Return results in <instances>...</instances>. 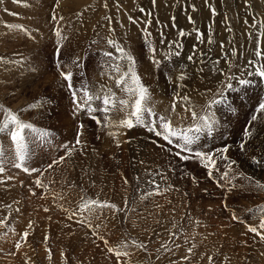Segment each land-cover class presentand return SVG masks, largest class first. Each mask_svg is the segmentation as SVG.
Here are the masks:
<instances>
[{"label": "snow or ice", "instance_id": "obj_1", "mask_svg": "<svg viewBox=\"0 0 264 264\" xmlns=\"http://www.w3.org/2000/svg\"><path fill=\"white\" fill-rule=\"evenodd\" d=\"M18 2L19 0H13V3ZM184 2L192 13L198 11L194 2L188 3V0ZM113 3L116 9L115 20L112 15H101L100 20L105 23L99 21L97 23L100 28L105 29V34L101 36L97 33V38L90 40L87 50L82 53L71 50L66 54L63 52L68 46L67 42L70 41V35L66 34V30L71 28L72 24L70 21H65L64 16L58 15L61 0H54L49 17L50 41L53 43V49L47 60H41L38 56L29 58L19 53L12 57L0 56V67H3L4 72L8 74L4 79L13 81V87L20 84L22 88L33 85L37 89L43 88V91L34 95L32 102H26L23 108L13 109L6 103L0 102V186H5V190L15 188V184H8L9 181L17 179L10 173L12 169L32 177L30 185L27 186L28 197L47 200L49 195H52L55 207L64 215L66 223L63 227L68 229L71 224H75L78 229H86L85 237L91 238L94 247L100 248L97 241L102 242L101 251L110 264H159L165 254L168 257V264H232L227 254L222 255V246L215 247V251L207 248L200 250V245L213 233L207 231L206 235L199 233L196 229L201 223L190 213L182 212L181 220L187 219L192 225L191 231H188L183 224H178L175 220V206L170 209L173 214L170 226L164 228L167 239L158 242L154 250L150 247L151 238L154 236L157 241L160 238V232L155 228L149 231L151 225H148L142 229L146 239L133 236L129 231V222L131 228L136 229L140 227L138 221L146 219L138 211L137 205L150 200L153 201L152 207L156 211L149 212L148 215L154 219L158 227H164V220L159 217L166 214L163 212V206L155 202V198L164 196L166 199L167 193L179 192L175 182H169L167 176V173L176 171L171 163L165 170L160 167L152 168L144 160H139V165L144 169L143 173L137 172L133 177L135 186L132 197L130 199L125 195L122 203L101 200L98 196L91 197L82 184L67 183L66 185L69 192H77L75 200L68 198L67 194L53 192L50 187L53 181L47 174L51 170H58L66 163L72 164L75 168L76 165L73 164L75 156L88 158L90 155H96L103 159L97 148H91L89 153L90 145L84 138L87 129L83 117L86 116L90 122H94L97 131L110 138V151L113 147L119 150L122 144H130L131 138L127 137L126 133L135 127H140L151 134V137L158 138L150 139V142L174 159L198 164L201 169L200 175L222 191L225 199L221 200L220 204L224 212L229 213L230 221L243 225L244 232L241 236L252 234L254 242L255 238H258L259 242L264 243V203L246 207L244 217L237 215L238 209L229 208L226 203L229 195H234L237 189L264 194V182L252 175H246L237 166L238 162L247 163L264 171V94L257 92L255 96L249 95L253 85L264 91V13L261 14L262 21L257 24L255 14L249 11L251 8L249 0H242L247 15L252 18L251 25L247 19L244 21L249 27L247 53L242 47L233 46L231 41L225 47L222 40L219 45L220 58L209 61L211 67H208L203 59H198L196 45H193V54L182 55V38L192 33L177 28L175 23L171 25L176 29L172 39H166L165 33L161 31L159 43L167 47L166 51L158 53L149 29L151 21L148 17L152 13L146 11L144 7L137 8L139 13L144 14L145 19L142 23L139 17L134 18L127 11L123 12L128 24L139 28L143 37V44L138 52L126 46L127 38L122 43L116 36L115 28V25L124 28L121 5L118 0H113ZM202 3L211 17L217 15V10L210 0H202ZM100 6L105 12L109 10L107 0H104ZM150 6L156 9L157 0H151ZM172 7H178V4ZM185 15L188 24L193 26L195 40L201 41L202 33L199 28L194 27V17L188 15L187 11ZM74 17L82 19L81 12H75ZM171 19L175 21L174 16ZM156 23L163 27L158 19ZM224 23L225 31L231 33L233 30L227 26V17L224 18ZM80 26L83 27L82 24ZM4 27L22 34L28 40L34 38L33 31L22 24H5ZM95 28L96 25H93L94 30ZM207 41L211 48L214 43L211 30ZM93 50L98 52L99 60H95L90 54ZM145 55L157 72H162L163 79L171 88L170 103L159 113L153 102V91L142 83L137 71L138 58ZM199 55L203 57L204 53L200 52ZM245 55L248 57L246 62L237 64L236 61L243 60ZM50 70L52 74L46 86L42 80ZM208 73L215 81L214 86L204 87L203 92L190 88L189 81L195 76H200L203 82ZM90 77L91 82H89ZM116 90H119L120 95H117ZM193 94L197 97L195 101L192 98ZM65 100L71 105L74 124V138L71 140L56 141L53 133L45 127H38L34 122L21 118V113L33 110L43 116L45 108L51 110L61 107ZM246 101H251L247 112L244 111ZM178 108L181 111H178ZM114 112L120 113L118 119L113 118ZM77 117L80 119H76ZM233 119L240 128L236 138L229 142L225 125L231 124ZM122 137L124 138L121 139ZM96 140L100 141L101 136L97 135ZM159 141H163V144ZM113 156L115 152L108 158L112 159ZM181 175L189 176V173L182 171ZM95 176V169L91 163L86 167L81 166V180L90 181L91 188L96 187ZM120 177L126 189L129 180L123 173H120ZM190 179L194 185L199 183L195 174H192ZM238 180L242 183H237ZM19 183L25 186L24 180H20ZM37 190H41L39 196ZM203 191L207 192L208 189L204 188ZM186 198L187 192L184 193L182 200L183 208L189 207ZM261 198L264 199V196ZM60 200H64L65 203H59ZM167 203L171 204V201L168 200ZM13 204L17 207L13 208ZM39 207L45 214L42 219L51 221L50 212L53 209L50 206ZM0 209L7 213L0 215V230H3L0 231V236L7 239L11 245L6 252L0 248V252L6 257L22 258L21 264H30L31 258L25 249L31 248L28 243L32 235L30 230L34 229L36 224L29 218L23 230L17 232L13 226L15 221L9 223L13 213L23 215L20 199H13L12 203L0 201ZM208 211L212 212V208L209 207ZM133 216L135 218L130 219ZM121 223L123 231L120 236L110 241L112 229L109 228V224L115 228ZM8 233H11L15 239H8ZM72 235V231L67 232L69 239ZM49 239L48 231L45 229L43 252L45 259L52 264L53 251ZM240 243L245 244L243 240ZM260 255L264 257V250ZM243 259L241 257V260ZM57 264H84V260L76 258L74 261H69L67 251L61 248Z\"/></svg>", "mask_w": 264, "mask_h": 264}, {"label": "rangeland", "instance_id": "obj_2", "mask_svg": "<svg viewBox=\"0 0 264 264\" xmlns=\"http://www.w3.org/2000/svg\"><path fill=\"white\" fill-rule=\"evenodd\" d=\"M103 2L104 0H61V7L58 9V15L64 16L65 21H70L72 24V27L66 30V34L70 35V41L67 42L68 46L63 49L65 54L69 50L82 53L87 50L88 42L97 38V33L101 36L105 34V29L100 28L97 22L105 23L100 20L101 15L105 14L112 15L113 20H115L116 9L113 0H107L109 10L105 12L100 6ZM118 2L121 5V16L124 28L121 29L119 25H115L116 36L122 43L125 38H127L128 44L126 46L136 49L137 52L143 44V37L140 35L139 28L135 25L128 24L127 18L123 17V12L127 11L128 14L132 15L134 18L139 17L142 23L145 17L143 13L137 11L138 7H144L146 11L152 13V15L148 17L151 21L149 23V29L152 32V40L158 53L166 51L167 47L159 43L161 31L165 33L166 39H172L176 34V29L171 27L173 23L176 24L177 28H185L184 30L186 32L192 33L182 38V55L187 56L193 54L192 48L193 45H196V55L198 59H203L205 63L208 64V67H211L209 61L220 58L219 45L221 40H223L224 43L226 42L225 47H227L228 42L231 41L233 46L238 48L242 47L245 53H247L249 48L247 37L249 27L244 25V21L247 19L250 23L249 25H251L252 18L247 15L242 0H214L218 8L215 7L213 0H210V3L217 10V15L208 21H205L202 15L201 17L199 16L201 14L200 10L202 9L199 5V0H188V3L194 2L196 4L198 9L196 13H192L191 9L187 8V4L184 0H157L156 9L151 8V0H118ZM53 3L54 0H19L18 3H13V0H0V56L12 57L14 54L19 53L27 55L29 58L38 56L39 59L46 61L53 49L49 31V17L51 15ZM249 3L251 5L249 11L255 14L257 24H259L262 21L261 14L264 13V4L260 0H249ZM25 4L28 6L25 7ZM177 4L178 7H172V5ZM261 7H263V9ZM77 11L81 12L82 19L74 17ZM185 11H187L188 15L194 17V27L201 30V41L195 40L193 26H189ZM173 16L175 17V21L171 19ZM225 17L228 18L227 26L231 27L233 30L231 33L225 31ZM157 19L163 27L157 25ZM200 19H202V21ZM216 22L218 23L215 28ZM5 24H22L33 31L34 38L28 40L26 37H23L22 34L9 31L4 27ZM81 24L83 27L80 26ZM93 25H96L95 30L93 29ZM209 30H211L212 39L214 41L211 48H209L207 41ZM233 40L235 41L233 42ZM200 52L204 53L203 57H200ZM90 54L95 60H99V55L96 50H93ZM247 58V55H245L243 60L238 59L236 63L242 64L246 62ZM222 67L226 66L222 65ZM137 71L138 75L141 77L142 83L153 91V102L156 111L158 113L163 111L164 107L170 103L171 88L167 86L163 79L162 72H157L155 66L147 60L146 55L138 58ZM192 71L194 72L195 69L193 68ZM51 74L52 71L50 70L48 74L43 77L42 83L44 85H48ZM7 75L3 67H0V102L6 103L13 109L25 107L26 102H32L33 96L43 91V88L37 89L35 85L22 88L20 84H17L16 87H13V81H6L4 79ZM209 76L210 77L206 75L203 82L200 76H195L189 81L190 88H195L203 92L204 87L214 86L215 81L212 80L211 74ZM19 79L17 75V80ZM97 79H99V74H97ZM89 82H91V77L89 78ZM116 92L117 95H120L119 90H116ZM257 92L264 94V91L253 85L249 95L255 96ZM192 98L194 101L197 99L195 94H193ZM250 106L251 101H246L244 111L247 112ZM70 109L71 105L65 100L61 107H56L51 110L45 108L43 116L38 115L37 112L33 110L21 113V118L34 122L38 127H45L53 133L56 141H63L65 139L71 140L74 138V124ZM177 110L181 111L179 108ZM112 116L118 119L120 113L114 112ZM76 119H80V117ZM241 119H243V116H241ZM83 122L87 129L84 133V138L90 145L89 153H91V148H97L103 155V159L96 155H90L88 158L77 155L73 160V164L76 165L75 168H73L72 164L66 163L58 170H51L47 175L53 181V184L50 185L53 192L67 194L68 198L75 200L77 199V192H69L66 185L67 183H76L82 184L87 189V194L91 197L95 198L98 196L101 200L107 199L112 202L122 203L125 195L130 199L132 197L133 188L135 186L133 177L137 172L143 173L144 169L143 166L139 165V160H144L146 164L152 168L160 167L165 170L169 163H171L172 166L176 168V171L175 173H167V176L169 182H175V187L179 189V192L173 191L167 193L166 199L164 196L155 198V202L163 206V212L166 214L159 217L164 220V227H158L154 219L148 215L149 212L154 213L156 211L152 207L153 201L150 200L147 203L137 205L138 211L142 213L146 219L138 221L140 227L136 229H132L131 223L129 222L128 229L131 234L141 239H146L147 237L143 234L142 229L145 226L151 225L149 231L155 228L157 232H160L159 241H157V238L154 236L151 238L152 243L150 247L154 250L158 246V242L167 239L164 228L170 226L173 219V214L170 209L175 206V220L178 224H183L188 231H191L192 225L189 224L187 219L181 220L182 212L190 213L194 219H198L201 223V226L196 229L199 233L205 235L206 231L213 233V235L209 236L200 245L201 251L206 248L215 251V247L222 246V255L227 254L231 258L232 264H264V257L260 255V252L264 250V243L259 242L258 238H255L254 242L252 234L241 236V233L244 232L243 225L230 221L229 213L224 212L223 206L220 204V201L225 199L222 191L215 188L205 177L200 175L201 169L198 164L192 161L180 162L174 159L171 155L165 153L161 148L154 146L150 142V139L158 138L151 137V134L140 127H135L126 133V136L131 138L130 144H122L119 150L113 147L110 151V138L97 131L95 123L90 122L86 116L83 117ZM225 128L227 129L226 135L229 136L230 142L231 139L236 138L240 125L233 119L231 124L225 125ZM97 135L101 136L100 141L96 140ZM123 138L124 137L121 139ZM216 142L218 143V141ZM159 143L163 144V141H159ZM113 152H115V156L109 159L108 157L112 156ZM233 152H235V149H233ZM89 163L92 164L96 173L95 188L89 187L90 181L81 180V166L86 167ZM237 166L240 167V170L246 175H252L260 179L261 182H264V171L254 168V166H249L247 163L240 164L238 162ZM182 171L188 172L189 176H182ZM10 173L17 177V181H9L8 184H15L16 186L14 189L7 188V190H5V186H0V201L12 203L13 199L21 200L23 215L19 216L13 213L9 219V223L15 221L13 226L17 232L23 230L29 218L36 224V227L30 230L32 235L28 243L31 245V248L25 249L27 255L31 258L30 264H49L43 252V233L45 229L48 231L50 237L49 245L53 251L52 264H57L58 253L61 248L67 251L69 261L81 258L84 260V264H110L101 251L103 247L102 242L97 241V244H100V248L94 247L91 243V238L85 237L86 229H78L75 224H71V227L68 229L63 227V224L66 223V221H64V215L55 207L52 195H49L47 200H40L35 197L29 198L27 186L30 185L32 177H27L25 174L15 169L10 170ZM120 173H123L129 180V186L126 189L122 184ZM192 174L197 176L199 180L198 184L194 185L191 183L190 177ZM20 180L25 181V186L20 185ZM237 183H242V181L238 180ZM204 188H207L208 191L204 192ZM40 191L41 190H37V196H39ZM185 192H187L186 199L189 205L187 208H183L182 206ZM262 196L264 195L250 193L244 189H237L234 195H229L226 203L229 208L238 209L237 215L244 217L246 215L244 211L246 207H254L260 203H264V199L261 198ZM168 200L171 201V204L167 203ZM58 202L65 203L64 200ZM41 205L50 206L53 209L50 212L52 217L51 221L42 219L45 214L40 210L39 206ZM13 207L15 208L17 205L13 204ZM209 207L212 208V212L208 211ZM3 214L7 213L3 209H0V215ZM134 218L133 216L130 219ZM121 222L123 223L122 216ZM122 223L115 228L109 224V228L112 229L110 241L120 236L123 231ZM68 231L73 232L70 239L67 237ZM8 239H15V237H13L11 233H8ZM197 239H199V237H197ZM241 240L245 242L244 245L240 243ZM10 247L11 245L8 243V240L0 236V248L6 252ZM222 255L220 258H222ZM241 257L244 259L241 260ZM21 259L22 258L6 257L0 252V264H21ZM159 264H168V257L166 254L161 257Z\"/></svg>", "mask_w": 264, "mask_h": 264}, {"label": "bare ground", "instance_id": "obj_3", "mask_svg": "<svg viewBox=\"0 0 264 264\" xmlns=\"http://www.w3.org/2000/svg\"><path fill=\"white\" fill-rule=\"evenodd\" d=\"M194 1V0H193ZM260 1H262V3L264 4V0H260ZM84 2V1H83ZM175 2V1H174ZM100 3V2H99ZM164 3V2H163ZM213 3H214V5H215V7L216 8H218V5L214 2V0H213ZM65 4V3H64ZM169 5V4H168ZM199 5L202 7V9L200 10V17H201V15H202V17L204 18V20L205 21H208V20H210L212 17H211V14L208 12V10H207V8L203 5V3H202V0H199ZM163 8V7H162ZM262 9H263V7H261ZM222 11V10H221ZM90 12V11H89ZM122 13V12H121ZM219 14V13H218ZM122 15V14H121ZM197 15V14H196ZM95 16V15H94ZM197 18H199V17H197ZM218 19V18H217ZM201 21H202V19H200ZM197 22V21H196ZM241 22V21H240ZM217 23L218 22H216V24H215V28L217 27L216 25H217ZM250 24V23H249ZM245 25V24H244ZM190 26V25H189ZM241 26V25H240ZM246 27V26H245ZM185 29V28H184ZM239 30V29H238ZM243 31H245V30H243ZM219 33V32H218ZM241 33V32H240ZM245 33V32H244ZM217 35V34H216ZM218 37H219V35H218ZM234 38V37H233ZM245 38H247V37H245ZM220 39V38H219ZM222 41V40H221ZM235 40H233V42H234ZM218 43V42H217ZM226 43V42H225ZM239 44V43H238ZM187 49V48H186ZM220 50V49H219ZM208 75V77H210L209 75L210 74H207ZM207 84V83H206ZM255 168V167H254ZM65 174V173H64ZM17 181V180H16ZM16 186V185H15ZM264 195V194H263ZM260 198V197H259ZM257 202V201H256ZM259 202V201H258ZM207 203V202H206ZM251 204V203H250ZM53 205V204H52ZM214 206V205H213ZM14 208V207H13ZM23 212V211H22ZM32 214V213H31ZM49 224V223H48ZM47 228V227H46ZM62 234V233H61ZM256 256V255H255ZM261 262V261H260Z\"/></svg>", "mask_w": 264, "mask_h": 264}]
</instances>
